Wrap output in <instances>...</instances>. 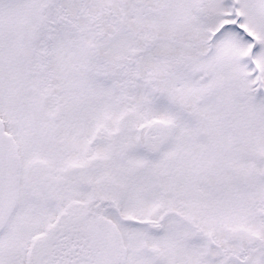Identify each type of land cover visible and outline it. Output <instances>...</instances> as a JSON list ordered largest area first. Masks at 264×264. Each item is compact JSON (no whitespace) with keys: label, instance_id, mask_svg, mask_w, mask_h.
I'll return each instance as SVG.
<instances>
[{"label":"snow or ice","instance_id":"snow-or-ice-1","mask_svg":"<svg viewBox=\"0 0 264 264\" xmlns=\"http://www.w3.org/2000/svg\"><path fill=\"white\" fill-rule=\"evenodd\" d=\"M0 264H264V0H0Z\"/></svg>","mask_w":264,"mask_h":264}]
</instances>
